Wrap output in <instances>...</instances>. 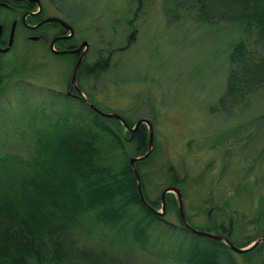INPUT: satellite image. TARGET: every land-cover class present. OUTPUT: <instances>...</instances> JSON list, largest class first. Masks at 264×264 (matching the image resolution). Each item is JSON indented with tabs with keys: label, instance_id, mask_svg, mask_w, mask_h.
Here are the masks:
<instances>
[{
	"label": "rangeland",
	"instance_id": "obj_1",
	"mask_svg": "<svg viewBox=\"0 0 264 264\" xmlns=\"http://www.w3.org/2000/svg\"><path fill=\"white\" fill-rule=\"evenodd\" d=\"M42 1L47 13L61 9L77 36L88 41L89 56L80 60L85 65L78 68L76 85L90 101L132 124L141 117L151 120L149 154L134 162L143 195L160 204L162 191L175 186L194 228L225 231L232 243L264 236V84L229 58V41L245 31L234 18L243 0ZM16 10L0 5V154H26L34 136L56 119L91 123L105 150L110 141L89 120L95 113L66 96L77 60L71 51L55 52L54 42L33 38ZM247 43L263 49L257 40ZM116 119L122 123L110 116L106 123L126 136L127 128L123 123L126 129L117 128ZM141 124L143 148L124 140L103 161L121 167L144 154L148 127ZM164 198L169 222L148 227L145 248L131 240L112 250L113 244L103 246L109 264H115L110 256H118L117 264H186L182 259L190 244L211 243L209 236L179 227L176 192L167 190ZM263 241L246 252L232 249L229 259L264 264ZM79 242L92 239L81 234ZM63 255L47 264H107L72 250Z\"/></svg>",
	"mask_w": 264,
	"mask_h": 264
},
{
	"label": "trees",
	"instance_id": "obj_2",
	"mask_svg": "<svg viewBox=\"0 0 264 264\" xmlns=\"http://www.w3.org/2000/svg\"><path fill=\"white\" fill-rule=\"evenodd\" d=\"M234 18L245 31L229 41V58L252 69L257 82L264 84V0H243ZM250 40H257L263 49L249 46ZM84 65L81 63L79 70ZM233 73L235 70H231ZM234 81L230 84L233 89ZM76 99L95 113L89 120L98 123V130L106 134L110 144L105 150L101 148L100 135L91 123L56 119L42 135L34 136L26 154H0V264H47L52 257L60 259L69 254V250L87 260L102 263L106 259L109 264L110 252L103 246L113 244L108 247L112 250L116 243L131 240L145 248L148 227L169 222L140 198L130 160L121 167L103 161L111 149L123 147L124 140L143 148L144 124L134 133L122 135L108 126L107 116L80 97ZM116 121L117 128L126 129ZM126 122L132 125L129 119ZM146 201L155 209L161 207L149 198ZM179 222L180 228L191 231L181 218ZM81 234L91 237L92 242L80 243ZM210 240L205 245L190 244L182 260L186 264H233L230 246L221 239ZM251 240L233 242L244 246ZM110 258L115 264L119 262L118 256Z\"/></svg>",
	"mask_w": 264,
	"mask_h": 264
},
{
	"label": "flooded vegetation",
	"instance_id": "obj_3",
	"mask_svg": "<svg viewBox=\"0 0 264 264\" xmlns=\"http://www.w3.org/2000/svg\"><path fill=\"white\" fill-rule=\"evenodd\" d=\"M42 3V0H0L1 6L8 7L9 9H17L16 11L19 13L18 15H20L22 26H24L26 30L29 29L34 31L31 36L37 37L36 40H44L49 44L54 42L57 49L75 50L83 40L77 36L75 27L69 22L70 20H66L62 14L58 13L61 9H59L57 5H55V7L58 8L59 11L57 10L55 13H47L44 9V4ZM20 4H24V6H20ZM52 16L60 17L64 22L58 21L57 19L47 20ZM11 23L15 25L14 21ZM38 28L41 30L39 31ZM37 29L38 31H36ZM84 48L83 45L80 49L68 52V54H70L76 61ZM88 54L89 48L84 54L83 60L89 56ZM67 90L71 91L69 94L70 96L74 98L78 97L75 95V88H70L69 85Z\"/></svg>",
	"mask_w": 264,
	"mask_h": 264
},
{
	"label": "water",
	"instance_id": "obj_4",
	"mask_svg": "<svg viewBox=\"0 0 264 264\" xmlns=\"http://www.w3.org/2000/svg\"><path fill=\"white\" fill-rule=\"evenodd\" d=\"M49 19H57L58 21H61V22H64L61 18L59 17H56V16H52V17H49L47 20ZM33 38H35V36H33ZM53 44V42H52ZM51 44V45H52ZM86 45L88 46V41H82L81 44L75 49V50H78L80 49L83 45ZM88 47H85L82 52H81V55L80 57L77 59L76 63H75V67H74V70L72 72V76H71V81H70V84H71V87L72 88L73 86L75 87L76 89V93L75 95L80 97L81 99H83L91 108H93L95 111L99 112L100 114L104 115V116H110V117H115V118H118L124 125L125 127L131 132H132L138 128V126L141 124V123H145L146 126L148 127V140H149V146H148V149L147 151L144 153V154H141V155H138V156H134V157H131L130 158V163H131V166L134 170V173L136 175V183H137V186H138V191H139V195H140V198L142 199L143 202H145L149 208L151 210H153V212H155L156 214H158L159 216H162L164 215V212H165V198H164V195H165V192L167 190H173L174 192H176L177 194V200H178V209H179V213H180V218L183 222V224L188 228L190 229L191 231L193 232H196L198 234H204L206 236H209V237H212V238H216V239H221V240H225V242L230 246L231 249H233L234 251H237V252H244L248 249H251L253 248L258 242L264 240V236L262 237H259L257 239H254L252 240L249 244L247 245H244V246H237L235 245L234 243H232L230 240L227 239V236L224 235L223 233L222 234H216V233H211L209 231H203V230H199L197 228H194L192 225L189 224V222L187 221L186 217H185V214H184V211H183V206H182V201H181V194H180V190L175 187V186H170V187H167L165 188L162 193H161V209H155L154 207H152L147 201L146 199L144 198V195L142 193V190H141V184H140V176L138 174V171H137V168L135 166V161L137 159H142L144 157H146L148 154H149V151L151 149V146H152V123H151V120L149 118H146V117H141L139 118L138 120H136L134 122V124L129 125L126 120L119 114V113H116V112H104L102 110H100L95 104H93L90 99L84 94V92L82 91V89H80L77 85H76V74H77V71H78V68H79V65H80V60L82 59V57L84 56V54L86 53V49ZM53 50L57 53H64L66 51H75L74 49H61V50H56L55 48H53ZM71 91L68 90V94H70Z\"/></svg>",
	"mask_w": 264,
	"mask_h": 264
}]
</instances>
